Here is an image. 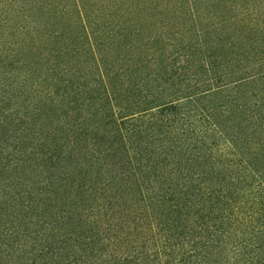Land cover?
I'll return each instance as SVG.
<instances>
[{"label": "trees", "instance_id": "1", "mask_svg": "<svg viewBox=\"0 0 264 264\" xmlns=\"http://www.w3.org/2000/svg\"><path fill=\"white\" fill-rule=\"evenodd\" d=\"M0 264H264V0H0Z\"/></svg>", "mask_w": 264, "mask_h": 264}]
</instances>
